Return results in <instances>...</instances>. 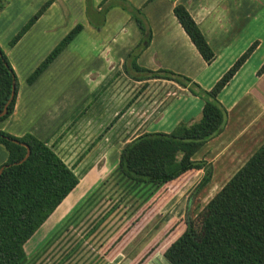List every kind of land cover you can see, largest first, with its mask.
Here are the masks:
<instances>
[{
  "label": "trees",
  "instance_id": "1",
  "mask_svg": "<svg viewBox=\"0 0 264 264\" xmlns=\"http://www.w3.org/2000/svg\"><path fill=\"white\" fill-rule=\"evenodd\" d=\"M11 1L0 0V13ZM55 1L46 0L9 45H15ZM116 5L130 16L140 32V40L125 56V73L134 80L173 81L199 98L203 106L195 122L179 123L169 133L145 132L127 142L120 150L116 167L72 212L61 230L84 206L100 199L107 183L120 194L119 200L92 232L119 209L120 203L130 204L127 219H131L164 186L184 175L202 171L195 193L209 184L212 164L194 160L193 156L206 142L223 132L227 110L218 95L257 46L253 43L209 90H205L186 76L165 69L152 71L138 64L139 56L151 43L152 31L141 10L128 2L102 0L99 10L92 11L91 0H85L88 23L95 29L102 28L106 13ZM173 15L203 61L211 64L215 55L185 6L176 4ZM82 29L81 24H76L32 72L27 83H33ZM263 72L264 64L256 75ZM13 85L14 96L0 122L13 113L18 91L16 75L0 49V112L10 98ZM0 145L6 151V160L0 167L7 165L0 175V264H31L25 244L77 188L79 178L52 148L31 134L16 137L0 130ZM27 148L28 158L17 164L24 158ZM184 224L183 232L163 250L168 264H264V143L195 218L186 216Z\"/></svg>",
  "mask_w": 264,
  "mask_h": 264
},
{
  "label": "crops",
  "instance_id": "2",
  "mask_svg": "<svg viewBox=\"0 0 264 264\" xmlns=\"http://www.w3.org/2000/svg\"><path fill=\"white\" fill-rule=\"evenodd\" d=\"M45 1L13 0L0 13V22L4 20L5 26H8L16 17H19L20 21L24 19L15 28L16 30ZM58 1L69 6L67 0H56L15 45H9L12 36L10 38L0 36V48L6 55L18 82L14 111L7 119L0 122V130L16 137L33 135L52 148L68 165L65 157L69 155L64 154L65 149L60 151L61 136L72 125L88 100L90 102V98L102 86L107 76H109L108 82L115 74H124L125 56L140 40V32L130 16L117 5L106 13L102 28H93L86 18L85 7L82 6L83 0H78L76 9L70 6L71 12L68 17L72 23L69 29L71 30L76 24H81L83 29L41 75L33 83L28 84V77L64 37L59 36L55 39L54 36H48V33L56 29V21L59 22L58 24L62 23ZM101 1L94 0V4L99 5ZM124 1L141 10L152 31L151 43L139 56L138 64L152 71L165 69L186 76L205 90H209L253 43L257 44L244 65L218 95V100L227 110V121L223 132L206 142L193 156L194 160H204L212 164L213 173L210 181L216 179L214 175L217 162L222 159L226 160L225 165L228 169H239L250 157L247 155L253 154L264 143V72L260 76L256 75L264 64V0ZM176 4L185 6L198 25L215 55L211 64L203 61L177 23L173 15V7ZM23 7L24 17H22L24 11L21 10ZM27 7L28 13H26ZM96 9L99 10V7L96 6ZM36 27L42 30L39 33L41 35L28 36ZM80 39L84 41L87 49V51L84 49V55L89 53L87 56L91 55L93 61H85V65L81 67L82 83L78 88V95L67 100L66 103L51 100L49 95L56 84L54 79L65 73V69L73 60L69 61L70 56L67 53L74 41ZM17 53L24 58L20 63L12 57ZM19 64H22L21 68ZM77 79L78 77L72 82L78 81ZM128 79L143 89L140 94L142 99L148 94H153L150 108L145 105V100L141 106L139 105L140 107L133 102H128L124 106L123 120L127 124L126 130L136 121L142 120V124L145 120L149 122L153 119L154 123L149 125V128L143 127L136 136L145 132L169 133L179 123L189 124L200 118L202 101L175 82L164 79ZM37 93H42L43 97L34 101ZM27 94L30 95L28 97L33 98L29 99L30 104L25 102ZM158 100H161V104L165 102L153 114L155 111L153 105ZM119 117L116 114L112 121L118 122ZM111 133V136H117L118 128H113ZM244 138L246 140L241 144ZM242 145L246 146L242 147ZM5 160L6 151L0 145V166ZM232 175L233 173L230 176ZM89 176L91 179L92 175ZM82 181L79 178V183Z\"/></svg>",
  "mask_w": 264,
  "mask_h": 264
},
{
  "label": "rangeland",
  "instance_id": "3",
  "mask_svg": "<svg viewBox=\"0 0 264 264\" xmlns=\"http://www.w3.org/2000/svg\"><path fill=\"white\" fill-rule=\"evenodd\" d=\"M91 2L92 11H96L98 5L94 4V0ZM66 3L69 6L60 1L57 3L62 23L58 24L59 22L56 21V29L48 33V36H54L55 39L65 36L70 31L69 27L72 23L68 17L71 12L70 6L76 9L78 0H67ZM82 6L86 7L85 0H83ZM21 10L24 11L22 14L24 17V7ZM36 12L30 14L26 22L16 30L15 28L24 21L23 18L21 21L19 17L14 18L8 26H5L4 20L1 21L0 36H9V38L12 36L10 40L13 39ZM26 13H28V7ZM41 31L36 27L28 36H40ZM84 49L85 43L82 39L74 41L67 53L70 56L69 61L73 60L65 69V73L61 74L62 77H55L56 84L49 95L51 100L66 103L67 100L78 95V88L82 83L81 67L85 65V61H93L91 55L87 56L89 53L84 55ZM85 50L87 51V49ZM12 57H15L19 63L24 59L18 53L17 55L13 54ZM21 66L22 64L19 67L21 68ZM123 75L115 74L108 82L109 76H107L108 78H105L102 86L90 98V102L88 100L84 109L60 138L59 144L62 145L59 149L60 151L65 149L64 154L69 155V157H65L69 167L81 181L85 180L80 182L81 184L38 229L27 243L29 245L25 244V252L31 264H132V262L134 264H168L163 257V250L183 232L186 216L195 218L238 170L236 168L228 169L225 165L227 164L226 160H220L215 169L216 179L210 181L198 193H195L194 190L203 173L192 172L184 175L164 186L131 219H127L130 213V204L120 203L119 209L115 210L92 232L100 219L119 200L120 194L115 191L112 184L107 183L102 189L100 199L96 198L84 206L83 210L72 218L74 220L61 230L60 227L72 212L116 167L119 152L125 143L140 133L143 127L149 128V125L154 123L153 119L149 122L145 120L142 124V120H139L126 130L127 124L123 120L124 106L128 102L141 106L146 101L145 105L150 108L153 94H148L145 99H142L140 94L143 89L139 87L140 85L138 86L128 79L130 77L125 72ZM76 77H78V81L73 83L72 81ZM37 94L34 101L43 97L42 93ZM28 96L30 95L25 96V102L30 104L29 99L32 97ZM68 96L71 98H67ZM162 104L161 100H158L153 105L155 109L153 114ZM116 114L120 116L118 122L112 121ZM38 122H40L39 119ZM113 128H118L117 136H111ZM245 140V138L242 139L241 144ZM245 146L242 145V147ZM246 151L248 152V149ZM251 155L248 154L247 157ZM232 173L233 175L230 176ZM89 175H92L91 179ZM150 250H152L151 253H149Z\"/></svg>",
  "mask_w": 264,
  "mask_h": 264
},
{
  "label": "water",
  "instance_id": "4",
  "mask_svg": "<svg viewBox=\"0 0 264 264\" xmlns=\"http://www.w3.org/2000/svg\"><path fill=\"white\" fill-rule=\"evenodd\" d=\"M13 96H14V85L12 86V90H11L10 98H9L8 101L5 103V105L3 106L2 111L0 112V117H3V116L7 113V107H8V105H9L10 101L12 100ZM29 154H30V151H29V149L27 148V151H26V154H25L24 158H23L22 160H20L17 164H21V163H23V162L28 158ZM6 167H7V165H4V166L0 167V175H1L2 171H3Z\"/></svg>",
  "mask_w": 264,
  "mask_h": 264
}]
</instances>
